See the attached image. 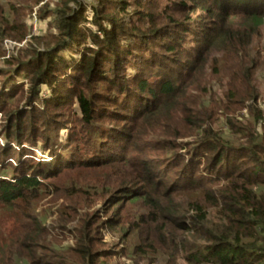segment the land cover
<instances>
[{
	"label": "trees",
	"instance_id": "trees-1",
	"mask_svg": "<svg viewBox=\"0 0 264 264\" xmlns=\"http://www.w3.org/2000/svg\"><path fill=\"white\" fill-rule=\"evenodd\" d=\"M70 1L29 60L28 102L43 113L19 111L13 92L1 100L17 145L0 144V264H264V102L252 49L264 0ZM243 109L252 121L235 115ZM86 165L122 168L107 196L124 204L106 221L80 215L74 245L62 246L36 211ZM102 228L123 231L120 242H104Z\"/></svg>",
	"mask_w": 264,
	"mask_h": 264
},
{
	"label": "rangeland",
	"instance_id": "rangeland-1",
	"mask_svg": "<svg viewBox=\"0 0 264 264\" xmlns=\"http://www.w3.org/2000/svg\"><path fill=\"white\" fill-rule=\"evenodd\" d=\"M68 1L69 0H0V105H2L1 100L7 98V96L13 92V100L18 103L17 105H20L18 110L23 113L25 109L32 108L34 110L37 107L40 109L37 111L41 113L46 108L44 105L40 104V101L32 100L30 104L28 102L31 86L28 82L27 74L32 70V62L29 60L35 57L33 56V54H35V49H39L40 51L47 49L48 45L53 41L54 36L58 34L59 31L55 21V11L59 8H64V4ZM78 1L88 6L94 4L96 0ZM69 4L73 9L79 8V4L73 0H71ZM87 13L89 16H92L93 11L90 7ZM252 49L253 53L258 58L261 56L259 60L261 68L255 72V85L258 86L262 95L260 104L263 105L264 25L261 28L259 36L255 38ZM256 53H258L259 56ZM66 55L68 57L72 55L76 57L79 56L78 54H74L73 51H66ZM23 61L27 63L25 69L21 72H17L16 69ZM212 65L214 64L212 63L209 66L210 70L213 69ZM6 81L11 82H8L9 85H7L5 84ZM186 84H191L192 86L193 82L188 81ZM46 93H48V91H46L45 94ZM20 95L23 97H19ZM6 101L7 100H5L4 103ZM12 103L13 101L10 100L9 105H12ZM64 112L67 113V110L65 109ZM68 114L70 115V113ZM28 115L29 114H27L26 117H28ZM235 115L238 117L244 115L252 121L247 109H243L241 114L236 112ZM235 115L231 114V117H235ZM37 118L44 119L45 117L42 114H38ZM147 121L149 122V120ZM155 121L156 119L152 118L150 122ZM243 124L245 125L248 123L244 122ZM8 126L9 121L6 114L0 112V144L5 147L9 145L16 147V142H11L5 138ZM65 133L66 131H63V135ZM189 140V138H185L182 141L187 142ZM120 141L121 140L118 142ZM241 141H244V139ZM125 144H128V142H125L124 145ZM34 149L36 151L37 148ZM51 160L52 159L49 158L48 162H51ZM15 161V157H9L4 161V164L8 162L14 163ZM37 161L43 162L45 159L39 157ZM2 164L3 162L0 161V166ZM119 172H122V168L116 166L94 168L86 165L75 168L62 180L56 182V189L54 188L50 194H47L45 198L42 199L36 213L46 217V224L51 232H53L55 239L58 240L62 246L67 247L74 245L75 238L73 232L78 224L77 222L80 220V215L89 213L90 217H92V215L95 214L99 221H106L115 215V209L124 204L110 206L108 202L109 193L113 190L115 192L121 185V181L123 182V177L118 175ZM178 205L182 210H185V207L188 206L186 197L180 199ZM132 206L133 208L142 210L140 206ZM76 211L78 215L74 217ZM73 219H75V221ZM60 224H67L69 230H62L59 227ZM120 233L123 234V231ZM120 233L115 235L110 228H102L100 236L106 243L115 241L119 243L121 238ZM122 243L124 246L128 245L127 242ZM110 259L111 264H133L128 257L124 258L122 256L117 259L116 257H112Z\"/></svg>",
	"mask_w": 264,
	"mask_h": 264
}]
</instances>
